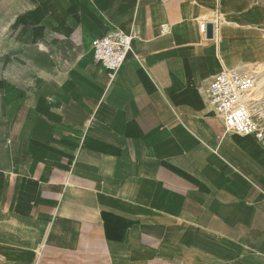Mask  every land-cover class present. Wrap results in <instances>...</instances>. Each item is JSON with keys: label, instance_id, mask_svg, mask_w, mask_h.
<instances>
[{"label": "crops", "instance_id": "1", "mask_svg": "<svg viewBox=\"0 0 264 264\" xmlns=\"http://www.w3.org/2000/svg\"><path fill=\"white\" fill-rule=\"evenodd\" d=\"M217 4L0 0V264H264V150L206 95L261 43L206 37ZM116 29L109 80L91 45Z\"/></svg>", "mask_w": 264, "mask_h": 264}, {"label": "built area", "instance_id": "2", "mask_svg": "<svg viewBox=\"0 0 264 264\" xmlns=\"http://www.w3.org/2000/svg\"><path fill=\"white\" fill-rule=\"evenodd\" d=\"M208 22L212 23L213 37L217 26L212 21L199 22L200 31L206 35ZM133 37L116 29L92 41L91 52L95 61L113 80L127 56L132 52ZM209 81L206 95L214 113L221 118L225 129L241 136L252 137L264 150V96L258 100L246 99L257 85V73L224 65Z\"/></svg>", "mask_w": 264, "mask_h": 264}, {"label": "rangeland", "instance_id": "3", "mask_svg": "<svg viewBox=\"0 0 264 264\" xmlns=\"http://www.w3.org/2000/svg\"><path fill=\"white\" fill-rule=\"evenodd\" d=\"M217 2L218 7L214 14L212 11L209 16L210 19H214L217 12H219L220 26H222L223 19L224 28L231 37L235 36L237 39L242 40L241 42H244L247 39H251L253 41L256 40L261 43V50L257 53V58L254 62L255 64L246 70L256 72L260 83L264 82V0H239L237 2L240 3V7L244 9L245 15L249 16V18H251L252 20V22H246L247 24H249L247 26H245L246 23L244 22L238 25L235 22L229 20L227 16V7L225 5V1L217 0ZM229 27L237 29L238 32L236 31L235 33H231L229 31ZM220 35L222 38V34ZM246 60L247 58L243 57V60H241V62ZM234 66L235 68L240 69V65L236 64ZM245 66L246 65L244 64L243 67Z\"/></svg>", "mask_w": 264, "mask_h": 264}, {"label": "bare ground", "instance_id": "4", "mask_svg": "<svg viewBox=\"0 0 264 264\" xmlns=\"http://www.w3.org/2000/svg\"><path fill=\"white\" fill-rule=\"evenodd\" d=\"M218 7V6H217ZM219 12H217V14L215 15V18L212 20V22H214L217 26V30L215 31V35L217 34L219 27H220V19H219ZM220 37V36H219ZM217 41V40H216ZM217 44L220 46V41L217 42ZM224 63V61H223ZM226 66V65H225ZM264 82L260 83V80L257 78V85L255 86V88L245 96L246 99H251V100H258L260 99L262 96H264Z\"/></svg>", "mask_w": 264, "mask_h": 264}, {"label": "water", "instance_id": "5", "mask_svg": "<svg viewBox=\"0 0 264 264\" xmlns=\"http://www.w3.org/2000/svg\"><path fill=\"white\" fill-rule=\"evenodd\" d=\"M206 37H208V38L213 37V29H212V23L211 22H208V24H207Z\"/></svg>", "mask_w": 264, "mask_h": 264}]
</instances>
